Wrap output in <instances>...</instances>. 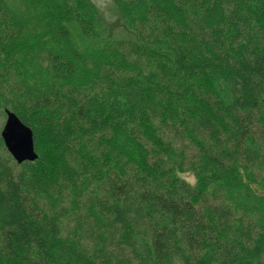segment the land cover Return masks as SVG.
<instances>
[{"label":"trees","instance_id":"trees-1","mask_svg":"<svg viewBox=\"0 0 264 264\" xmlns=\"http://www.w3.org/2000/svg\"><path fill=\"white\" fill-rule=\"evenodd\" d=\"M49 4L20 59L0 0V134L37 156L0 136V264H264V0Z\"/></svg>","mask_w":264,"mask_h":264},{"label":"rangeland","instance_id":"rangeland-1","mask_svg":"<svg viewBox=\"0 0 264 264\" xmlns=\"http://www.w3.org/2000/svg\"><path fill=\"white\" fill-rule=\"evenodd\" d=\"M49 1L50 0H3L5 6L12 11L19 27V41L14 49V54L20 59L24 57V54L28 53V50L26 49L27 47L47 45V41L50 40L51 35L49 34V31H47V23L51 20L50 18L47 19V7H51ZM91 1L104 12H106V9L111 5V0ZM52 7L54 6L52 5ZM107 15L108 13H106V16ZM110 20L112 22L111 26L114 25L111 34L115 38L127 37L124 30L117 26L115 20L113 18ZM65 24L69 29L73 43L81 51H93L95 50V47H101L108 40L105 36L96 40H89L84 38L73 24ZM210 82L217 89V91H219V87L220 89L225 90V79L213 78ZM217 83L219 84V87ZM3 124L4 121L2 125ZM178 176L190 184L194 183V179L190 174H179ZM251 188L254 193L264 197V191L261 188L254 185H251Z\"/></svg>","mask_w":264,"mask_h":264},{"label":"water","instance_id":"water-1","mask_svg":"<svg viewBox=\"0 0 264 264\" xmlns=\"http://www.w3.org/2000/svg\"><path fill=\"white\" fill-rule=\"evenodd\" d=\"M5 115L0 136L7 152L17 164L34 161L37 156L31 130L13 113L6 111Z\"/></svg>","mask_w":264,"mask_h":264}]
</instances>
